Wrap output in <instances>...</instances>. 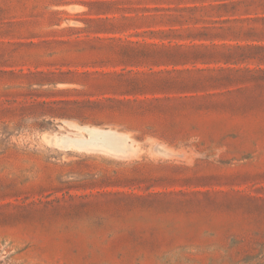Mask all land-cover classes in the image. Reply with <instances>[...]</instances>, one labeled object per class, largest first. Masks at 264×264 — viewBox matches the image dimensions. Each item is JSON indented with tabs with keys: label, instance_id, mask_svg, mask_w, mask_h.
I'll return each instance as SVG.
<instances>
[{
	"label": "rangeland",
	"instance_id": "rangeland-1",
	"mask_svg": "<svg viewBox=\"0 0 264 264\" xmlns=\"http://www.w3.org/2000/svg\"><path fill=\"white\" fill-rule=\"evenodd\" d=\"M0 264H264V0H0Z\"/></svg>",
	"mask_w": 264,
	"mask_h": 264
},
{
	"label": "trees",
	"instance_id": "trees-1",
	"mask_svg": "<svg viewBox=\"0 0 264 264\" xmlns=\"http://www.w3.org/2000/svg\"><path fill=\"white\" fill-rule=\"evenodd\" d=\"M104 3H100V5H102ZM210 30H214V31H217L218 33H225L227 34L229 32V29H226V28H222L221 26L218 27V28H210V29H207V28H203V29H200L196 32V36H194L195 38L198 36V37H202V36H208L207 32L210 31ZM181 57H185V56H181ZM211 57V56H210ZM223 59L228 62L230 59H233L231 58L230 55H223L222 56ZM235 59V58H234Z\"/></svg>",
	"mask_w": 264,
	"mask_h": 264
}]
</instances>
